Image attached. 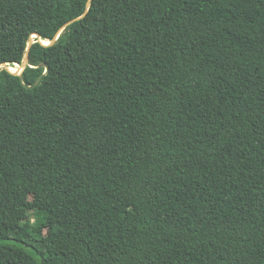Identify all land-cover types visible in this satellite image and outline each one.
<instances>
[{"label": "trees", "instance_id": "16d2710c", "mask_svg": "<svg viewBox=\"0 0 264 264\" xmlns=\"http://www.w3.org/2000/svg\"><path fill=\"white\" fill-rule=\"evenodd\" d=\"M0 65V264H264V0H0Z\"/></svg>", "mask_w": 264, "mask_h": 264}, {"label": "rangeland", "instance_id": "374dc122", "mask_svg": "<svg viewBox=\"0 0 264 264\" xmlns=\"http://www.w3.org/2000/svg\"><path fill=\"white\" fill-rule=\"evenodd\" d=\"M33 37H34V36H32L31 39H33ZM24 65H25V61L23 60V63H22V64H19L18 67H16L15 65H12V68H13V69H16V71H12V70L9 68L8 65H0V68H2V67H6L8 70H10V71H12V72H17V71L20 72L21 69L24 67ZM18 72H17V73H18ZM42 216H43V214H41V218H42ZM35 218H36V217H35V214H32V212H31V213H30V221H33Z\"/></svg>", "mask_w": 264, "mask_h": 264}, {"label": "water", "instance_id": "95a60500", "mask_svg": "<svg viewBox=\"0 0 264 264\" xmlns=\"http://www.w3.org/2000/svg\"><path fill=\"white\" fill-rule=\"evenodd\" d=\"M57 37H58V35L54 38V39H52L50 42H53V41H55L56 39H57ZM45 44V43H44ZM48 44V43H47ZM27 54L24 56V61H25V63L27 62ZM22 70V69H21ZM21 72V71H20ZM20 72H18V73H20ZM17 73V72H16Z\"/></svg>", "mask_w": 264, "mask_h": 264}, {"label": "built area", "instance_id": "2783aa9c", "mask_svg": "<svg viewBox=\"0 0 264 264\" xmlns=\"http://www.w3.org/2000/svg\"><path fill=\"white\" fill-rule=\"evenodd\" d=\"M14 65H15L16 67H18L19 64H18V63H14Z\"/></svg>", "mask_w": 264, "mask_h": 264}, {"label": "bare ground", "instance_id": "6f19581e", "mask_svg": "<svg viewBox=\"0 0 264 264\" xmlns=\"http://www.w3.org/2000/svg\"><path fill=\"white\" fill-rule=\"evenodd\" d=\"M43 41H45V40H43ZM47 43L49 42V41H46ZM16 70V69H15Z\"/></svg>", "mask_w": 264, "mask_h": 264}]
</instances>
